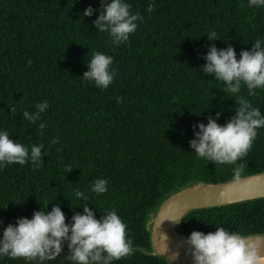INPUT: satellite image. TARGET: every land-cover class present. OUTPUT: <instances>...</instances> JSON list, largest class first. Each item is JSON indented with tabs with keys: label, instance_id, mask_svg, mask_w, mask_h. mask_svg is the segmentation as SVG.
Instances as JSON below:
<instances>
[{
	"label": "trees",
	"instance_id": "trees-1",
	"mask_svg": "<svg viewBox=\"0 0 264 264\" xmlns=\"http://www.w3.org/2000/svg\"><path fill=\"white\" fill-rule=\"evenodd\" d=\"M127 2L143 20L126 43L113 46L108 33L92 25L99 12L82 17L86 7L98 9L101 0H0V128L26 146L43 143L47 153L39 169L27 162L0 170V233L48 202L49 211L61 203L68 222L72 207L82 202L72 195L79 189L97 218L115 209L127 225L137 250L112 264H168L143 252L151 250L149 214L187 185L232 180V165L207 164L188 143L197 122L207 123L219 111L217 122L223 124L235 114V99L221 90L223 83L199 71L212 43L205 33L215 30L221 38L214 41L216 47H226L227 41L239 58L242 49L264 37V8L249 7L248 0ZM95 51L113 57L116 75L107 89L80 78ZM256 92L248 96L242 86L237 96L264 114V89ZM44 100L49 107L37 122L46 125L41 135L21 112L34 111ZM9 105L17 111L11 113ZM53 137L58 142L50 145ZM237 163L246 165L242 177L264 172V128ZM98 178L109 181L100 195L90 191ZM75 211L82 213L83 206ZM215 224L245 235L264 234V200L192 211L180 230L186 236L194 230L214 232ZM66 254L47 264H69ZM0 264L33 262L5 257Z\"/></svg>",
	"mask_w": 264,
	"mask_h": 264
},
{
	"label": "clouds",
	"instance_id": "clouds-1",
	"mask_svg": "<svg viewBox=\"0 0 264 264\" xmlns=\"http://www.w3.org/2000/svg\"><path fill=\"white\" fill-rule=\"evenodd\" d=\"M248 6L264 8V0H248ZM131 7L127 0H101L98 9L91 5L86 7L82 17H91L94 12H99L92 25L98 32H107L113 46H120L137 30L138 21L143 20L140 12L130 11ZM146 10L151 13L153 4L149 3ZM205 34L212 43L207 45V52L202 56L205 63L199 71L223 83L221 90L227 97L235 99V114L223 124L217 122L221 117L219 111L209 115L207 123L197 122L192 126L193 138L188 143L191 152L207 161V164L211 162L216 167L232 165V181L239 184L246 165L237 161L242 160L252 148L257 130L264 128V114L260 108L252 106L249 100L237 94L242 86L246 88L248 96L257 95V89H264V37L255 39L250 49H242L237 58L235 48L227 41L226 47H216L214 41L221 38L215 30L210 29ZM28 63L31 64V61ZM86 63L88 70L80 77L82 81L97 89H107L116 75L115 68L111 67L113 57L95 51ZM115 99L119 103L121 98ZM223 99L221 97V101ZM9 106L11 113L17 111L16 105ZM48 107V101L44 100L35 104L34 111L21 112L22 119L36 125L41 135L46 125L37 122ZM200 112L195 113L199 115ZM57 142L58 138L53 137L49 144ZM44 147L43 143L26 146L19 139L13 141L9 132L0 128V170L7 165H24L27 162L36 169L41 168L44 163L42 157L47 155L42 152ZM65 168L68 173L73 169L70 165ZM108 183L105 178L96 179L90 186L91 193L104 194L108 191ZM72 195L82 201L77 206L82 205L83 211L76 212L77 206L72 207L74 214L68 222L61 210V203L53 204L49 211L48 202L40 210H34L31 218L17 217L15 223H8L0 233V259L7 257L33 264H47L66 250L63 260L69 264H112L131 255L133 240L127 235V225L116 210H108L97 218L93 208L85 203L90 200L84 192L75 189ZM167 220L179 224L182 218ZM161 238L167 240L162 233ZM184 244L185 255L191 258V264H264V240L238 230L230 231L223 226L216 225L214 232L207 233L194 230L186 237ZM178 257L179 252H172L171 258H168L174 264Z\"/></svg>",
	"mask_w": 264,
	"mask_h": 264
},
{
	"label": "water",
	"instance_id": "water-1",
	"mask_svg": "<svg viewBox=\"0 0 264 264\" xmlns=\"http://www.w3.org/2000/svg\"><path fill=\"white\" fill-rule=\"evenodd\" d=\"M258 200H264V172L244 176L239 184L229 180L218 184H192L178 189L161 201L156 210L147 217L146 228L151 250L143 252L157 256L168 264H171L169 258L172 252H179L174 264H191V258L185 255L184 240L187 236L180 230L181 223L176 224L167 220L168 218L181 217L183 220L192 211L223 208ZM161 220L163 221L160 222ZM161 233L167 236L166 241L162 240ZM250 236L264 240V234Z\"/></svg>",
	"mask_w": 264,
	"mask_h": 264
}]
</instances>
